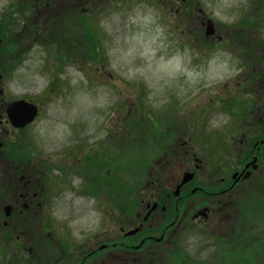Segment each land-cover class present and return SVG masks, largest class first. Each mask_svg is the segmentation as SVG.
I'll use <instances>...</instances> for the list:
<instances>
[{
  "label": "rangeland",
  "instance_id": "rangeland-1",
  "mask_svg": "<svg viewBox=\"0 0 264 264\" xmlns=\"http://www.w3.org/2000/svg\"><path fill=\"white\" fill-rule=\"evenodd\" d=\"M30 1L0 0V21L6 17V28L9 27L14 34L12 38L18 39L17 34L22 33L19 35L24 42H21V47L26 48L22 59L26 60L22 63L20 75L17 71L13 72L6 87L10 95L32 97L38 103L41 113L32 128V135L27 136L33 140L32 147L35 143L51 156L44 169L59 167L61 157L70 154L68 150L73 139L82 142L84 138H92L91 145L98 139L106 141L107 145L113 141L101 153V157L92 162L87 177L89 190L93 192L92 189L105 187L113 193L116 188L119 191V186L125 198L128 187L134 184L146 186L152 180L159 162H164L165 153L173 152V147L182 150L181 142L188 140L190 132L194 133L192 138L196 142L191 143L192 151L209 165L210 172L214 171L215 175L230 173L239 163L238 157L232 158L231 148L242 147L235 133L242 132L244 124L251 121V102L255 99L240 97L233 89L238 75L243 74L240 73V63L243 61L241 53L237 56L232 51L228 39L230 33L207 55L210 62L197 66L193 61L200 59L197 56L201 50L196 46L200 45L201 40L195 41L194 34L179 33L182 27L179 23L185 21L181 0H45L43 5L46 9L43 12H37L41 5L38 4L35 8L37 13H33L30 20L26 15L17 22L20 15H11L12 11L17 12L16 6H26ZM196 1L216 19L220 27L224 26L223 30L230 32L233 25H236L235 28L241 27L242 13L253 15L252 6L258 3L257 0ZM7 8L9 18L3 11ZM177 10L180 14L175 13ZM94 11L98 14L92 18ZM256 17L255 20L250 18L244 28L256 31L255 25L258 24L261 30V34H252L253 41L249 46L252 51L264 36V26L260 27L264 24V7ZM187 25L191 27V23ZM235 58L239 66H236ZM224 83L228 85L226 88ZM173 99L176 101L177 118L181 119L180 124L184 129L177 136L182 141L173 146L159 137L162 141L156 147L154 144L150 146L146 139L144 153L137 152L134 149L136 145L130 141L140 139V135L146 137L150 128L153 131L158 128L153 115L146 112V107L152 111L163 109V115L170 113L166 112L170 108L174 113L171 106ZM131 101L136 105L143 101L144 105L139 109L141 112L143 108L144 114L142 117L138 115V121L130 116L125 117L122 126H119L118 123L133 105ZM233 101H236L234 106ZM116 106L122 107V114L117 118ZM195 109V115H187ZM167 122L172 121L168 118ZM195 122L203 123V131H200L199 124L195 126ZM158 124L165 130L168 128L166 121H158ZM178 126L179 123L174 125ZM118 127L123 133L121 137L129 140L128 144L122 145L125 148L121 157L114 138L110 139ZM230 127L235 132L229 131ZM33 137H37L39 142ZM33 154L39 155L40 159L38 151ZM262 163L260 184L257 178L258 182L249 180L240 183L237 188L234 208L239 213L235 214L234 208H231L228 210L230 215L226 214L220 221L211 220L201 228L185 231L180 246L173 249V253L181 250L186 253L184 261L192 264H201L203 260L205 264H264V148ZM100 164H103V168H99ZM51 173L58 177L65 172L54 168ZM83 180L82 174L72 173L74 186L81 185ZM110 192L103 190L101 193ZM132 196L130 194L127 200L130 201ZM116 198L117 194L113 201H108L122 202ZM86 199L88 205L75 197L76 212L68 216L66 207L62 211L60 206L54 207V217H60L64 212L68 220L75 219V232L67 229L63 233L55 232L59 235L58 242L66 249L69 247L67 237L70 242L71 239L77 242L88 230L93 237L106 228L101 218L105 216L103 212L111 210H100L93 198L89 196ZM123 204L128 206L129 202ZM83 207L87 209L86 212ZM118 211L115 214L124 213V210ZM206 225L209 229L204 228ZM251 226L256 228L250 236ZM257 232L262 233L261 242ZM46 238L44 236L42 252L46 256L44 259L51 261L58 248L53 240ZM260 251L262 256H259ZM11 256H14L13 252ZM177 258L183 261L181 255Z\"/></svg>",
  "mask_w": 264,
  "mask_h": 264
},
{
  "label": "flooded vegetation",
  "instance_id": "flooded-vegetation-1",
  "mask_svg": "<svg viewBox=\"0 0 264 264\" xmlns=\"http://www.w3.org/2000/svg\"><path fill=\"white\" fill-rule=\"evenodd\" d=\"M196 6L193 28L198 33L195 34V41L200 39V36L204 39L196 48L205 55L219 45L218 40L226 35L221 36L222 29L217 27H214L212 35H207L206 24L209 18L201 7L198 8V3ZM189 7L187 2L183 5L182 12L189 14L190 10H187ZM261 7L255 5L253 13L255 14ZM246 15L247 13L241 20L245 24L235 34L240 39V44L246 45L248 49L249 42L244 39L245 35L261 34V30L258 24L255 25L257 32L254 29L244 30L250 18H257L250 14ZM263 26L262 23L260 27ZM226 33L228 34V31ZM16 43L14 39L4 43L0 35V264H176L179 262L178 255L182 256L185 253L181 250L173 253L172 250L180 246L184 232L196 227L201 228L211 220L220 221L226 214L230 215L229 209L234 208V197L238 195L237 188L240 183L262 177L264 36L258 47H254L251 59L246 54V59L251 61L254 67V73L241 75L235 89L238 96L251 97L255 100L251 102L253 104L249 114L251 121L244 124L242 132L235 133L242 147L231 148L232 158H239V163L232 171L226 174L221 172L220 175H215L214 171L210 172L209 165L192 151V136L182 141L177 137L179 132L175 133L172 139L176 141L174 146L182 141L183 148L181 150L180 147H173L171 149L173 152L165 153L164 162H159L152 180L136 193L134 198L139 201V210H133L131 215L124 217L120 213L116 217L104 213L105 216L101 219L106 228L102 233L91 237L88 230L77 242L75 239H71L70 242L67 237L69 250L65 249L58 242L59 235L56 233L57 231L63 233L65 229L74 232L75 219L54 217V207L57 208L58 204L64 201L68 213L74 214L76 195L89 197L101 190L95 191L96 193L89 190L87 177L91 171V163L88 145L84 144L85 147L82 149L72 148V153L61 157L65 173L61 177L63 180L58 181L56 176L44 169L47 168L44 159H39V155L33 154L35 151L41 154V148L36 144L32 147L33 140L25 137L32 124L22 128L12 124L7 109L16 99L10 98L4 73H9L11 65L22 55V52L14 47ZM230 46L237 56L241 53L234 42H230ZM241 55V60H244L245 53L242 52ZM247 81H257L258 89L252 91L242 89V84ZM234 139L231 141L234 142ZM105 149L100 147L99 157ZM46 156L50 158V155ZM254 160L255 162L250 164ZM45 162H49V159ZM74 171L82 174L84 178L78 188L71 186L70 178ZM187 173L192 177L182 183ZM245 175L247 176L244 177ZM97 200L98 206L104 208L106 205L104 198L99 195ZM233 212L239 213L236 207ZM208 227L206 225L204 228ZM136 229L134 234H128ZM44 236L53 240L55 247L58 248L51 261L44 259L46 256L42 252ZM12 242L16 247L14 250H11ZM12 252L14 256H11Z\"/></svg>",
  "mask_w": 264,
  "mask_h": 264
},
{
  "label": "water",
  "instance_id": "water-1",
  "mask_svg": "<svg viewBox=\"0 0 264 264\" xmlns=\"http://www.w3.org/2000/svg\"><path fill=\"white\" fill-rule=\"evenodd\" d=\"M189 178V177H188Z\"/></svg>",
  "mask_w": 264,
  "mask_h": 264
}]
</instances>
